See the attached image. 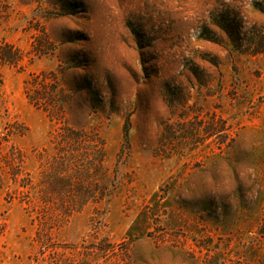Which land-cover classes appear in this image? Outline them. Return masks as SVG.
Here are the masks:
<instances>
[{
  "label": "rangeland",
  "instance_id": "1",
  "mask_svg": "<svg viewBox=\"0 0 264 264\" xmlns=\"http://www.w3.org/2000/svg\"><path fill=\"white\" fill-rule=\"evenodd\" d=\"M5 48L0 264H264V0H0ZM66 124L108 195L43 213L9 171Z\"/></svg>",
  "mask_w": 264,
  "mask_h": 264
},
{
  "label": "trees",
  "instance_id": "2",
  "mask_svg": "<svg viewBox=\"0 0 264 264\" xmlns=\"http://www.w3.org/2000/svg\"><path fill=\"white\" fill-rule=\"evenodd\" d=\"M16 51L12 56H8L5 51L0 59L18 63L22 56L19 50ZM34 79L28 80V85L34 84ZM27 93L35 105L40 104V96L35 98L30 91ZM51 143L52 154L49 156L50 149L47 148L40 157L37 179L13 162V168L9 171L10 178L18 184L22 199L32 202L34 198L43 213L51 209L63 215H70L90 203L102 201L108 195V188H104L103 183L98 181L104 170V143L87 130L67 124L53 134Z\"/></svg>",
  "mask_w": 264,
  "mask_h": 264
}]
</instances>
